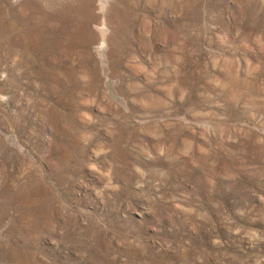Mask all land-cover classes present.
<instances>
[{
  "label": "rangeland",
  "instance_id": "obj_1",
  "mask_svg": "<svg viewBox=\"0 0 264 264\" xmlns=\"http://www.w3.org/2000/svg\"><path fill=\"white\" fill-rule=\"evenodd\" d=\"M0 264H264V0H0Z\"/></svg>",
  "mask_w": 264,
  "mask_h": 264
}]
</instances>
